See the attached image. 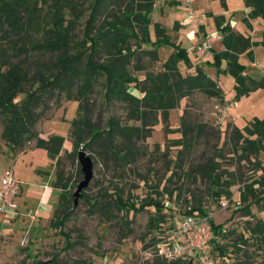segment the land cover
<instances>
[{
	"label": "trees",
	"instance_id": "obj_1",
	"mask_svg": "<svg viewBox=\"0 0 264 264\" xmlns=\"http://www.w3.org/2000/svg\"><path fill=\"white\" fill-rule=\"evenodd\" d=\"M157 1L160 0H0L1 139L14 154L33 145L46 149L55 160V186L61 190V194L52 224L60 229L66 240V249L74 245L63 226L70 214L69 205H75V192H68L72 177L66 171L65 159L78 161L77 173L81 178L83 172L79 151H93L96 148L108 167L113 166L123 174L129 169L147 182L149 177L141 175L132 165L141 153L140 143L152 135L160 114L167 119L182 98L195 91H202L209 97H222L223 91L217 81L202 64L194 65L191 54L173 39L169 28L161 22L153 23L152 13ZM244 1L249 13L243 21L252 29L251 19H264V0ZM179 2L171 0L170 4ZM213 20L222 34L224 49H212L213 58L207 60L206 64L214 63L219 67L224 62L225 71L235 78L237 98L264 87V76L257 79L246 75V64L242 62V56L254 61L253 48L264 46V30L261 38L254 40L251 34L235 29L223 14L214 15ZM152 24L155 40L151 36ZM179 27L176 21L175 28ZM163 46H169L174 51L160 69H154L155 64L162 60L159 50ZM181 60L189 67H195V70L184 75L179 67ZM142 71L144 78L139 75ZM100 86L106 104L120 101L125 105L126 112L123 118L110 116L107 127L103 129L91 116V100ZM134 89L140 94H136ZM63 97L79 102L78 115L71 121L72 150L64 148V135L51 133L45 138L38 128L43 120L50 117V101L55 100L59 105ZM178 132L181 136L175 143L181 149L176 164L182 168L185 166L182 157H186V153L199 143L204 134L216 138L213 154L199 163L197 169L207 179L210 198L214 202L219 203L222 199L231 201L232 187L238 182L239 173L226 171L222 166L225 155L223 146L219 145L220 130L201 123L191 125L184 118ZM230 139L232 150L240 152V159L259 156L264 150V116L253 117L244 128L234 126ZM175 169L169 181L176 175ZM154 170L149 168L150 172ZM183 176L191 178L192 172L184 170ZM120 178L125 185L128 184L125 176L121 174ZM263 185L264 174L241 188L240 200L246 204L240 209L246 215L254 214L251 207L253 201H248L258 195ZM182 187L181 184L172 188L168 184L161 189L157 182L154 194L137 200L131 192L126 196V189L113 184L92 201L88 196V185L82 191V197L90 202L92 209L105 214L106 220L116 217L114 210L123 212L126 224L130 220L125 216L131 211L140 212L154 207L156 213L149 218V229L153 231V222L166 219L165 209L169 210L167 213L177 212L173 195L176 191L177 200L181 202L184 198L187 203L183 207L184 215H210L206 202L201 198L192 202L183 197ZM101 198L106 201H101ZM175 225L173 223L167 228L158 226L152 243H156L168 228ZM211 225L215 234L213 247L226 258L227 247L221 245L220 239L228 237L231 231L222 224H215L212 218ZM250 237L264 243V219H258L254 225L249 222L239 235L242 244L247 243ZM61 253L62 250L49 259H35L23 264H65L60 260ZM189 262L186 259L167 260L156 256L153 264ZM85 264L97 263L85 261ZM233 264L255 262L240 259Z\"/></svg>",
	"mask_w": 264,
	"mask_h": 264
},
{
	"label": "rangeland",
	"instance_id": "obj_2",
	"mask_svg": "<svg viewBox=\"0 0 264 264\" xmlns=\"http://www.w3.org/2000/svg\"><path fill=\"white\" fill-rule=\"evenodd\" d=\"M77 1L81 2L82 0ZM169 1L160 0L156 2L152 13L153 23L161 22L166 25L173 39L187 46L186 49H188L194 40L200 41L208 34L201 27L205 16L199 17L198 14L185 10V7L179 6V4H169ZM176 21L180 24L178 29L175 28ZM193 30H195L194 35L191 34ZM151 36L153 40L156 39L153 24L151 25ZM173 51L174 49L169 46L160 47L159 54L162 60L155 64L154 69H160L162 63L168 59ZM189 53L194 65L202 64L204 69L211 73L223 91L222 97H209L202 91H195L190 96L182 98L179 106L170 111L167 119H164L160 114L159 121L154 125L152 135L140 143L141 153L136 163L132 165L134 169L139 170L141 175L149 177L147 182L129 169L123 174L113 166L108 167L97 154L96 148L93 151L86 150L94 159V175L87 189L88 196L93 201L95 196L103 195L102 192L116 184V186L126 189V196L131 192L135 199L141 200L145 196L154 194V185L157 182L161 189L168 184L172 188L182 184L183 197H187L192 202L201 198L202 201L206 202V207L214 223L222 224L226 230L231 231L228 237L220 239L221 245L227 247L228 255L226 258H223L221 252L213 247L212 256L218 264H233L240 259L255 262V264H264V243L250 237L247 243L242 244L239 239V235L245 231L249 222L254 225L258 219H264V185L260 186L258 195L248 201H253L251 207L254 214L246 215L240 209L246 204L240 200L241 188L264 174V150L257 157L250 156V158L240 159V152L237 153L232 150L230 139L234 126L244 128L248 124L249 120L246 119L244 111L251 109V101H248L249 95L237 98L235 78L225 71L224 62L219 67L214 63L208 65L206 64L207 59L212 60L213 56L201 60L193 52ZM242 62L246 66L249 64L243 60ZM179 67L184 75L195 70V67L187 66L184 60L179 62ZM248 73L251 74V68L245 70V74L248 75ZM139 75L144 78V71L140 72ZM133 91L138 95L140 94L135 89ZM91 102L92 119L99 124L101 129L107 127V120L110 116L122 118L125 116V105L120 101L106 104L101 86L93 95ZM216 104L229 105L230 111L227 117L232 120L236 118L237 123L235 124L234 121L226 123V117L224 123L217 124ZM49 105L52 107L48 112L50 117L39 124V131L45 132L44 126L50 120H58V122L69 120L67 133L63 134L64 131L61 129H56V133L65 136L64 147L66 150H72L71 121L78 115L79 102L63 97L59 105L55 100H51ZM75 105L77 110L73 117L70 110H72V106L75 110ZM240 115L241 119H239ZM71 117H73L72 120ZM184 118L191 125L201 123L207 125L208 128L220 130L219 145L223 146L225 155L222 159V166L226 171L239 173V180L232 187L233 197L231 201L222 199L219 203L214 202L210 198L207 179L197 169L199 163L213 154V147L216 143L215 137H211L208 133L204 134L199 143L186 153V157H182L185 160V166L183 168L177 166L181 146L176 145L175 141H178L181 136L178 129L182 126ZM1 128L2 124L0 123V133ZM4 144L6 142L1 139L0 135V148ZM31 148H34L33 145L27 147V149ZM64 161L66 171L72 177L68 192H75L79 181L84 178V173L81 178H78V161L72 158ZM150 167L155 170L150 172ZM174 169L176 175L172 181H169ZM188 169L192 172L191 178L183 176V171ZM121 174L126 177L127 185L120 178ZM78 179L79 181L76 182ZM74 185L76 187H73ZM173 195L177 212L172 213L170 211L167 213L169 210L165 209L163 212L166 214V219L163 222L162 220L158 223L153 222L155 226L153 231H150L149 218L156 213L154 207H149L140 212L131 211L129 215H124L130 220L129 224H126L127 219L123 218V212L114 210L117 214L116 217L106 220L105 214L92 209L90 202H87L81 194L77 204L69 205L70 214L63 226L64 231L69 233L71 242L74 243L68 249H66V240L60 233V229L52 224L54 213L60 202V196H58L52 214L48 219L40 221L38 227L35 225L33 227L26 226L27 223H24L21 231H15L11 237L0 238V264H23L24 261L31 263L35 259L46 260L60 250H62L60 260L65 264H85V261H94L97 264H153L156 256L151 245L153 244L152 238L156 236L157 227L167 228L173 223L179 225V220L184 215L183 207L187 204L185 199L182 198L179 202L176 198L177 191ZM101 201H106V199L101 198Z\"/></svg>",
	"mask_w": 264,
	"mask_h": 264
},
{
	"label": "crops",
	"instance_id": "obj_3",
	"mask_svg": "<svg viewBox=\"0 0 264 264\" xmlns=\"http://www.w3.org/2000/svg\"><path fill=\"white\" fill-rule=\"evenodd\" d=\"M179 1V6L185 7V10L187 9V11L193 14L196 13L199 17L205 16L201 24L205 33L211 34L219 32L214 26L213 17L216 14H223L230 20L231 25L235 29L241 30L245 34H251L254 40L261 38L264 30V19L260 17L251 19L253 28H248L243 21L249 13V9L245 5L244 0ZM194 32L195 30L190 33L193 34ZM213 49L217 51L224 49L222 41L216 40ZM253 50L254 61H250L247 56H242V60L245 63H249L246 69L251 68V74L248 73V75L259 79L264 76V46H254ZM209 74L211 75V73ZM248 101H251V109L244 111L246 119L250 121L253 117H263L264 87L252 91L249 94ZM76 107L75 105L74 110V106H72V110H70L71 116L73 117L77 110ZM73 117L70 119L72 120ZM239 119H241V115ZM226 121V123L233 121L235 124L237 123L236 118L232 120L227 117ZM68 124L69 120L64 122L50 120L45 124V132H42L41 135L47 138L49 133H56V129H61L64 131L63 134H66L68 131ZM9 173H13L16 178L19 179L21 189L14 200V209H11L5 215L1 209L2 201L0 199V238L11 237L15 231H21L24 223H27L26 226L33 227L35 225V227H38L40 221L50 217L56 207L58 196L61 194L60 189L55 186V160L49 156L46 149L34 147L14 154L10 150V146L7 143L4 144L0 148V183L3 177Z\"/></svg>",
	"mask_w": 264,
	"mask_h": 264
},
{
	"label": "built area",
	"instance_id": "obj_4",
	"mask_svg": "<svg viewBox=\"0 0 264 264\" xmlns=\"http://www.w3.org/2000/svg\"><path fill=\"white\" fill-rule=\"evenodd\" d=\"M221 39L220 32L207 34L200 41L194 40L187 51L193 52L198 59L203 60L213 56V43ZM215 107L217 124H222L228 116L229 105L216 104ZM20 189V181L13 173L3 177L0 183V199L4 215L14 209L13 203ZM179 221V225L168 228L157 242L151 245L155 256L167 260L186 259L190 261L188 264H218L212 256V240L215 234L211 216L188 213Z\"/></svg>",
	"mask_w": 264,
	"mask_h": 264
},
{
	"label": "water",
	"instance_id": "obj_5",
	"mask_svg": "<svg viewBox=\"0 0 264 264\" xmlns=\"http://www.w3.org/2000/svg\"><path fill=\"white\" fill-rule=\"evenodd\" d=\"M79 162L84 173V178L78 184L77 190L74 193L75 203H78V197L82 194V191L87 188L94 175V160L85 150H80L78 154Z\"/></svg>",
	"mask_w": 264,
	"mask_h": 264
}]
</instances>
